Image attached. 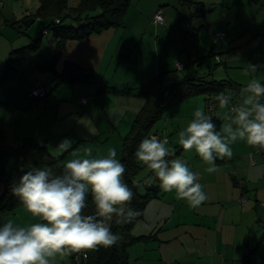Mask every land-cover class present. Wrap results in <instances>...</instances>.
Segmentation results:
<instances>
[{
  "label": "crops",
  "instance_id": "0c3cea01",
  "mask_svg": "<svg viewBox=\"0 0 264 264\" xmlns=\"http://www.w3.org/2000/svg\"><path fill=\"white\" fill-rule=\"evenodd\" d=\"M5 1L0 0L3 4L0 7L2 18ZM196 1L202 4V8L219 15L215 22L209 18L206 21L213 44L215 34H226L225 40L220 42L222 50L218 54L213 50L216 66L223 67L211 70L212 73L208 75L215 81H230L235 86L246 87L252 79L264 85V0ZM136 2L139 4L135 5ZM166 4L159 0L148 11L145 0H132L122 29H110L79 41L66 42L56 65L57 73L62 72L66 62L91 73L89 82L82 84L89 89L87 94L84 93L88 98L81 96L77 106L84 108L86 114H91L92 110L99 112L101 108L103 113H99L105 114L110 123V132L117 134L111 145L115 144L113 148L121 160L123 139L145 103L143 97L137 96L143 86L152 78L175 70L180 79L208 76L206 73L200 76L202 67L193 71L189 69L188 76L181 74L185 68L188 69L182 62L184 55L189 63L201 59L195 53H200L203 47V35L193 24L202 16L192 19L190 14L195 6L189 9L174 0V4L187 10L189 15L182 28V18L173 20L164 12L162 7ZM38 6L37 1L34 13L18 15L13 12L10 16H13V22L30 19ZM7 7L11 9V2ZM158 13L163 15L165 24L153 23ZM71 19L75 21L77 18ZM69 27H73V24L70 23ZM128 29L131 31L126 38ZM191 29L197 30L198 50H190L189 54L184 35ZM179 63L183 65L181 71L176 69ZM249 65L258 66V70L252 71ZM100 88L113 91L98 92ZM230 95L233 104L240 103V93L237 99L233 93ZM83 99H86V105L81 104ZM261 102L264 103V98ZM197 107L207 114L205 97L189 98L169 109L159 120L161 123L152 130L153 135L166 137L169 141L167 146L173 152L182 148L178 143V134L194 118ZM226 111H221L217 106L214 113L221 124ZM217 112H220V116H217ZM89 123L90 120H87L85 126L88 134ZM230 147L232 158H217V171L212 174L205 171L209 165L202 161L195 150L190 157H183L190 169L198 174L208 199L199 208L193 209L185 201L178 200L174 191L166 193L160 188L158 197L148 203L143 219L133 229L135 237L156 236L146 244H136L143 250V258L149 251L154 252L157 264H246L247 261L248 264H264V154H257L258 146H250L244 141L238 140ZM48 152L53 153L52 150ZM174 153L177 158L178 152ZM64 159L65 156L61 165ZM251 159L255 165H251ZM159 184L156 178L155 183H146L145 188L160 187ZM23 210H26L24 206L2 216L0 226L8 220L19 226L24 222L20 215Z\"/></svg>",
  "mask_w": 264,
  "mask_h": 264
},
{
  "label": "clouds",
  "instance_id": "9594fccd",
  "mask_svg": "<svg viewBox=\"0 0 264 264\" xmlns=\"http://www.w3.org/2000/svg\"><path fill=\"white\" fill-rule=\"evenodd\" d=\"M252 71L258 66L249 65ZM264 85L252 79L240 90V103L233 104L232 96L225 91L215 95L223 116L219 131L211 115L197 107L194 118L179 132V145L185 152L195 150L202 161L209 165L205 171L215 173L217 158L231 159V144L244 141L248 145L264 148ZM220 116V112H217ZM168 139L155 135L145 137L134 155L138 163L150 170L159 180L160 188L175 192L178 200L193 209L207 199L204 185L187 162L168 159L174 152L167 147ZM72 148V141L64 139L56 151L65 153ZM92 148L73 150L62 165H44L25 172L12 187L17 197L32 217L42 222L18 226L8 220L0 226V264H52L57 256L75 255L87 260L88 253L117 246L122 239L114 233L111 223H132L140 211L131 207L132 189L124 182L126 172L116 159L115 148L106 157L92 156ZM95 206L94 214H85L88 194Z\"/></svg>",
  "mask_w": 264,
  "mask_h": 264
},
{
  "label": "trees",
  "instance_id": "16d2710c",
  "mask_svg": "<svg viewBox=\"0 0 264 264\" xmlns=\"http://www.w3.org/2000/svg\"><path fill=\"white\" fill-rule=\"evenodd\" d=\"M39 6L36 13L30 16L34 20H52L50 29L55 31L57 39L55 53L51 61L45 65H37V69L49 71L53 74L51 81L53 92L58 86L68 84L70 86L77 84H86L90 80L91 73L81 67L66 62L61 73L56 72V65L63 53L66 42L79 41L94 34H101L110 29H122L124 27V18L128 9L132 5V0H80L76 7L70 8L68 0H37ZM182 6L189 9L195 6L190 17L198 18L203 16L204 10L202 4L196 0H178ZM67 14L77 16V21L86 22L83 26L60 27L64 17ZM59 21V24H56ZM18 22H12V25H18ZM49 29L43 31L44 35L48 34ZM187 51L198 50L197 30L191 29L184 35ZM214 46H216L214 44ZM38 48L37 44L11 52L12 55L19 57L21 60H29L33 51ZM210 56H214L211 51ZM11 61V60H10ZM10 66L8 65V69ZM207 77H198L194 79L179 78L177 71L165 72L152 78L137 93V96L145 99L144 106L136 116L130 132L123 139L122 160L126 172L123 180L132 189L134 198L131 207L140 211L132 223L126 225H116L113 221L111 229L114 233H120L121 241L117 246L111 248L101 247L98 251L88 253L87 260L81 256L80 264H129V250L138 243L146 244L156 238L155 235L139 236L133 235L135 225L144 217V211L148 203L157 198L160 193V187L148 188L146 194L139 191V182L136 181V175L144 167L138 163L135 158V151L139 143L145 138L153 135L152 128L163 115L171 108L181 102L198 96L205 97L206 111L211 115L216 128L219 131L221 121L216 119L214 113L217 109L218 102L215 95L225 91L226 94L233 93L237 99L241 86H235L230 81H215ZM39 85V84H37ZM45 90L44 98H32L35 101L46 99L48 93L45 85L40 84ZM33 89V88H32ZM109 88H100L98 92H112ZM30 95V91L28 93ZM232 95V94H231ZM4 104L0 103V106ZM63 156L55 157L50 154L46 147L40 145L34 139H25L23 142L13 145L5 142L4 128L0 123V218L5 214H11L23 205L19 199L12 194V187L18 183L21 176L30 170L44 165L54 167V170L60 172L61 169L56 165H61ZM85 214H94L95 206L88 194L87 208ZM71 264H77L75 255L70 256ZM248 264V261L247 263Z\"/></svg>",
  "mask_w": 264,
  "mask_h": 264
},
{
  "label": "rangeland",
  "instance_id": "374dc122",
  "mask_svg": "<svg viewBox=\"0 0 264 264\" xmlns=\"http://www.w3.org/2000/svg\"><path fill=\"white\" fill-rule=\"evenodd\" d=\"M160 1L163 3L167 2L166 5H163L162 9L170 18H173V20L183 19L181 23V27L183 28L185 20L189 19L187 10H182L183 8L180 6L177 7L174 4V0ZM9 2H11V9L7 7ZM79 2L80 0H68V5L74 7ZM145 2L149 11L159 0H145ZM3 3H5V7L2 9L3 18L0 16V103L4 105L0 106V123L4 128L5 142L17 145L25 139H34L38 143L48 146V150L53 151V156H65L64 161L71 159L69 154L71 151L80 149L82 152L84 147L92 148L93 157H106L107 151L115 146V144L111 145V143L115 141L117 134L110 132V123L107 121L105 114L100 115V113H103L100 107V113L97 110H92L91 114H86L84 108L77 106V100L89 91L88 87H84L82 84L72 86L62 84L53 92L52 84L49 82L53 80L51 72L37 69V65H45L54 56L57 39L55 31L49 28L53 21L36 19L24 33H21L15 28L16 25H12L13 16H10V13L16 12L15 14L18 15L34 13L37 0H6ZM137 4L139 2H136L135 5ZM175 6L177 9H175ZM203 10L202 18H199L193 24L197 26L196 28L203 35V47L200 53H195L196 57L199 56L201 59L198 62L196 60L194 63H189L187 57L184 55L182 62L188 69L185 68L184 73H181L183 76H188L189 69L193 71L202 67L200 72L202 74L200 76H204L203 73L208 75L212 73L211 70L223 67L222 65L216 66L215 55L210 56L211 51L214 49L216 54L222 50V43L214 46L210 36V27L207 28L206 24L208 18L210 21L215 22L218 20L219 15L215 12L211 13L208 8H203ZM70 23L73 24V27L78 28L86 22L66 18L60 27H69ZM45 29H49L46 35L43 33ZM130 31V29L126 30V38L129 37L130 34L128 32ZM32 44H37L38 48L32 52L29 60H21L19 57L11 54L15 50ZM213 46L214 48H212ZM237 55L240 56V53ZM221 56L224 57L226 54H222ZM8 65L10 66L9 69ZM236 73L239 74L237 71ZM209 79L213 78L210 76ZM37 84L45 85L46 91L49 94L46 99L35 101L29 97V91ZM84 96L87 97L86 95ZM91 103L96 105L94 101ZM83 116H86L88 119ZM87 120H90L88 125L89 134L85 127ZM160 123L158 121L154 124L152 130H155ZM161 137L163 139L166 138ZM64 139L72 141V148L69 152L65 153L56 151V147ZM174 152H178L179 156L177 158L184 160L183 157H190L194 149L185 152L183 148H179L174 149ZM170 157V159H175V155ZM116 159L121 161L120 155L119 157L116 156ZM155 180V175L144 166L136 175V181L140 184L139 191L141 194L147 193L145 184L150 182L155 183ZM20 215L24 222L20 223L19 226H28L32 223L42 222L39 218L32 217L31 213L27 212V210H23ZM153 253L148 251L143 258V250L135 245L129 250V264H157L155 262L157 259ZM136 254H138L137 257ZM52 264H71V258L70 256L65 258L57 256L52 261Z\"/></svg>",
  "mask_w": 264,
  "mask_h": 264
},
{
  "label": "built area",
  "instance_id": "2783aa9c",
  "mask_svg": "<svg viewBox=\"0 0 264 264\" xmlns=\"http://www.w3.org/2000/svg\"><path fill=\"white\" fill-rule=\"evenodd\" d=\"M2 6V3L0 2V7ZM153 23L154 24H165L163 15L158 13L154 16L153 18ZM56 24H59V21H56ZM226 38V34L225 33H217L213 36L214 39V44L217 45L218 43L224 41ZM217 61L219 62V59L217 58ZM176 69L181 71L183 69V65L182 64H177ZM30 97L33 98H44L45 97V90L44 88L39 84L36 85L31 91H30ZM82 105H86L87 101H81ZM160 139H163L162 137H160L159 135H155ZM165 139V138H164ZM257 154H264V148H261L258 146V151ZM251 165H255V161L251 159Z\"/></svg>",
  "mask_w": 264,
  "mask_h": 264
},
{
  "label": "water",
  "instance_id": "95a60500",
  "mask_svg": "<svg viewBox=\"0 0 264 264\" xmlns=\"http://www.w3.org/2000/svg\"><path fill=\"white\" fill-rule=\"evenodd\" d=\"M67 17H71V18H77V16H72L70 14H67L64 18ZM34 22V19L30 18V19H26L21 21L18 25H16V29L21 32L24 33Z\"/></svg>",
  "mask_w": 264,
  "mask_h": 264
}]
</instances>
